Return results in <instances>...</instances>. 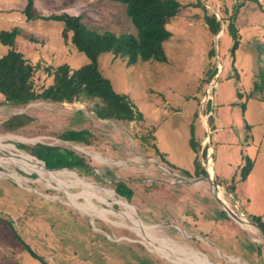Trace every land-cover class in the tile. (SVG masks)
Listing matches in <instances>:
<instances>
[{"label":"rangeland","instance_id":"1","mask_svg":"<svg viewBox=\"0 0 264 264\" xmlns=\"http://www.w3.org/2000/svg\"><path fill=\"white\" fill-rule=\"evenodd\" d=\"M27 1L0 0V31L18 29L13 49L39 69L36 86L51 83L46 68L66 65L72 72L87 63L70 43L71 33L61 36L64 22L48 20L50 16L77 17L99 34H135L124 6L108 0H31V19L25 14ZM175 1L180 9L165 24L169 32L162 44L165 61L127 65L125 58L111 53L97 60L103 78L116 93L127 96L141 119L130 123L98 119V100L22 106L7 104L0 96L4 150L14 149L19 157L25 152L18 144L67 148L92 161L94 175L57 169L75 176L51 181V187L34 173L0 162V264H195L190 253L211 264H251L252 256L264 264V72L255 70L250 61L252 50L264 51V40L259 41L264 29L262 4L260 0ZM212 15L226 24L227 34L217 39L205 24L204 17ZM253 16L258 21L251 22L257 25L248 27V32L243 23ZM231 34L237 42L233 52ZM7 50L0 45V58ZM245 50L251 51L244 58ZM29 110L32 124L23 134H6L3 127L8 119ZM83 129L94 133L93 147L62 142L52 135ZM191 131L195 150L188 143ZM246 160L252 168L241 180ZM195 162L205 172L207 168L225 209L213 197L209 182L195 177ZM13 174L23 181L8 178ZM113 182L132 191L130 201L115 195ZM111 197L130 207H121ZM87 203L109 214H99ZM226 209L244 217L251 227L232 220ZM130 210L147 226L145 238L132 229ZM237 225L249 232L244 238ZM164 243L169 250H181L186 260L165 255Z\"/></svg>","mask_w":264,"mask_h":264},{"label":"trees","instance_id":"2","mask_svg":"<svg viewBox=\"0 0 264 264\" xmlns=\"http://www.w3.org/2000/svg\"><path fill=\"white\" fill-rule=\"evenodd\" d=\"M108 1L124 6L126 17L135 34L118 36L109 32L99 34L87 29L77 17L50 16L48 20L64 22L65 28L61 36L66 38L67 33H71L70 43L77 52L85 55L87 63L72 72L66 65L46 68L45 74L52 78L48 86L35 85V77L40 75L37 73L39 69L37 66L33 67L28 60L13 49L14 40L19 35L18 29L0 31V45L9 48L0 58V96L5 103L27 106L37 102L73 104L82 99L87 101L98 100L101 103V107L95 111L98 119L126 123L141 119V115L135 111L133 105L127 100V96L116 93L110 82L103 78L97 60L102 54L111 53L114 56L125 58L127 65L147 61H165L162 44L169 37L165 24L167 20L178 14L180 7L175 0ZM32 6V1L28 0L25 14L29 19L32 18ZM204 19L210 32L216 35L219 31V22L216 17L212 15V18L204 17ZM235 36L231 34L233 39L231 52L237 48ZM213 70L214 75L216 69L213 68ZM32 113L29 110L26 113L11 116L3 127L6 134H23V131L32 124L33 117H29ZM38 126L44 128L42 124ZM52 135L62 142L90 147H93L94 139H96L94 133L87 129L63 130L52 132ZM188 143L193 150L196 149L193 131L190 132ZM17 148L41 161L48 170L78 169L94 176L89 166L92 161H85L83 158L77 157L70 149L42 143L18 144ZM30 158L41 164L36 159ZM251 168V161L246 160L244 166L241 167V180L249 174ZM195 169V177L200 178L207 175L202 168H199L197 162H195ZM231 184V190H234L233 182ZM113 186H115L116 195L126 201L131 200L132 191L124 184L113 182ZM257 225L262 229L259 224ZM7 226L16 235L10 221H7Z\"/></svg>","mask_w":264,"mask_h":264},{"label":"bare ground","instance_id":"3","mask_svg":"<svg viewBox=\"0 0 264 264\" xmlns=\"http://www.w3.org/2000/svg\"><path fill=\"white\" fill-rule=\"evenodd\" d=\"M10 147H8L9 149ZM21 156L17 157L15 154H14V149H11L10 150H4L3 149V146L0 145V162H4V163H10L12 166L14 167H17V168H20L22 169L24 172L26 173H34L40 177H42V181L45 182L46 184L50 185V182L51 181H56L58 183L59 180H61V177L63 176H66V177H74L75 174H72V173H69L67 171H62V172H58V170L56 171H50V170H47L44 165H40L38 163H36V161H34L33 159L30 158V156H28L27 154L21 152L20 153ZM160 167V166H159ZM212 169V168H211ZM10 170V169H9ZM15 171V170H14ZM209 171L210 168H209ZM170 173V172H169ZM174 177L178 178V179H181V177L177 176L176 174L174 173H171ZM9 175V174H8ZM5 177V176H4ZM8 178L10 179H13L15 182H19V181H23L21 180L22 177H18L16 175H12L11 177L8 176ZM65 181V180H62V182ZM69 181V180H68ZM60 182V181H59ZM80 183H82V185H86V186H89L88 184L84 183L83 181H80ZM79 183V184H80ZM75 184V183H74ZM93 184V183H92ZM67 185V184H66ZM52 187V185H50ZM65 186V185H64ZM68 186V185H67ZM94 186V185H93ZM92 186V187H93ZM73 187V186H71ZM100 187V186H99ZM219 187V186H218ZM53 188L57 189V191H65V189L61 186V187H55L53 186ZM97 188V187H95ZM103 188V187H102ZM55 189V190H56ZM92 189V188H91ZM112 192V191H110ZM86 192H84L85 194ZM107 193V192H106ZM105 193V194H106ZM92 194V193H90ZM112 194V193H111ZM110 195V194H109ZM116 195V194H115ZM85 196V195H84ZM108 195H106L107 197ZM216 196L218 197V199H221V196L219 194V192H216ZM88 197V196H87ZM99 198V197H98ZM109 199V198H108ZM111 200H112V197H111ZM113 202L115 201L117 204H119L121 207L125 208V209H128V204L125 202V201H120L119 199L115 198L114 200H112ZM105 203H108V202H105ZM88 204V207H90V209L92 210H95L97 213L99 214H102V213H108L106 212L105 210H102L100 208H97L96 206L93 207L92 203H87ZM115 204V203H114ZM130 207V206H129ZM110 212V211H109ZM109 214V213H108ZM110 214H113V212ZM125 217V215H123ZM128 216L130 217V219L132 220V229L135 230L136 233H138L141 237L145 238L147 233V226H144L142 223H140V221H138L135 217H134V214H133V211H128ZM127 217V216H126ZM240 219V223L244 224V225H247L248 227H251L249 225V223L246 221V219L244 217L242 218H239ZM243 220V221H242ZM129 222V221H128ZM130 223V222H129ZM151 229V228H150ZM256 230V229H255ZM259 233V232H258ZM151 242L152 240L149 239ZM164 245V249H165V255H173L176 259H178L179 261H181L182 263L186 260L184 259V257L182 255H180L181 253V250H169L168 248H166L165 246V243L163 244ZM162 246V245H161ZM158 247V246H157ZM157 250L159 252H162L163 251L158 247ZM188 251V250H187ZM190 253V252H189ZM188 254V253H187ZM191 254V259L194 260L195 264H211L209 262H207L204 258H201L199 257L198 255L196 254H193V253H190ZM188 254V255H190ZM202 256V255H201Z\"/></svg>","mask_w":264,"mask_h":264},{"label":"crops","instance_id":"4","mask_svg":"<svg viewBox=\"0 0 264 264\" xmlns=\"http://www.w3.org/2000/svg\"><path fill=\"white\" fill-rule=\"evenodd\" d=\"M260 3L262 4L261 5V11L260 12H262L263 14H264V0H260ZM34 5H35V2H34ZM34 8V10H36V7H33ZM55 15H57V14H55ZM57 16H60V15H57ZM260 17L262 18V20L264 21V17H263V15L261 14L260 15ZM255 18V20H257V17L256 16H253V18H251L250 19V21H249V23L246 21H244V23L243 22H241V23H243L244 25H245V27H246V29H247V31L248 32H250V29H248V27H251L252 25H257V23H255L254 21L253 22H251L252 21V19H254ZM240 21V19H238V20H236V22H239ZM258 21V20H257ZM30 22H32V20H30ZM25 25H30V24H27V23H25ZM225 23L223 22V21H221L220 22V24H219V31H218V33L216 34V35H214L215 36V38L217 39V38H219V37H221V36H223V35H225V34H227V29H225ZM231 24H229L228 23V28H229V30L231 29ZM12 30V29H11ZM3 31V30H2ZM6 31H9V30H6ZM68 34V33H67ZM237 34H238V36L239 37H242V38H244L245 36L243 35V34H241V33H239V32H237ZM249 34V33H248ZM71 37V36H70ZM264 40V29H263V31H262V34H261V39L259 40L260 42L261 41H263ZM69 41H70V38H69ZM232 44H233V40H232ZM232 44H231V47H232ZM231 47H230V49H231ZM261 47H263L264 48V46H261ZM9 49V48H8ZM229 49V50H230ZM260 49V48H259ZM228 50V51H229ZM8 51V50H7ZM231 51V50H230ZM249 51H251V50H245V55H242V56H244V58H245V56H247L248 55V53H249ZM227 55H229V53H227ZM28 60V59H27ZM250 61H251V63H252V65H253V68H254V65L257 67L255 70H259V71H262V72H264V51H262V52H260L259 50H258V52H257V54H255L254 52H253V50L251 51V53H250ZM118 122V121H117ZM249 175V174H248ZM231 194V193H230ZM227 220H230L228 217H227ZM231 226H233V225H230V227ZM238 226V225H237ZM238 228L240 229V233L238 234L240 237H243V235H245V234H248L249 232L248 231H246L245 229H243L241 226H238ZM238 236V237H239ZM244 238V237H243ZM252 256V255H251ZM218 258H215V259H219V257L220 256H217ZM218 263H220V262H216L215 264H218ZM251 264H258V262H257V260H255L254 258H253V256H252V259H251Z\"/></svg>","mask_w":264,"mask_h":264},{"label":"water","instance_id":"5","mask_svg":"<svg viewBox=\"0 0 264 264\" xmlns=\"http://www.w3.org/2000/svg\"><path fill=\"white\" fill-rule=\"evenodd\" d=\"M221 72V71H220ZM218 73H219V71H218ZM215 84H216V80L215 81H213ZM30 157H32V158H34V159H36L35 157H33V156H31V155H29ZM44 167H45V165H44ZM46 168V167H45ZM47 169V168H46ZM205 169H206V173H207V175L205 176V177H202V178H199V180H204V181H208L209 182V185H211V187H212V190L214 191V198H215V200H216V202L219 204V205H222L223 206V208L225 209V206H224V204H223V202L220 200V199H218V197L216 196V192H217V186H216V184H215V182L214 181H211V179H210V177H209V173H208V171H207V168L205 167ZM48 170V169H47ZM57 170V169H56ZM50 171H54V170H50ZM224 212L227 214V216H229L232 220H234V221H236L237 223L239 222H241L240 221V219H239V217H237L236 215H234L231 211H229V210H224ZM250 224V223H249ZM260 230H262V229H260ZM262 232V234L264 235V232L263 231H261ZM173 263V262H172ZM175 264V263H174Z\"/></svg>","mask_w":264,"mask_h":264}]
</instances>
